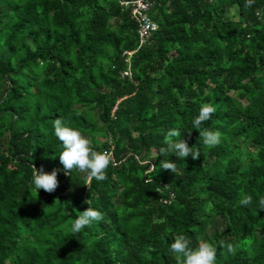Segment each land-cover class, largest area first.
I'll return each instance as SVG.
<instances>
[{"label":"trees","instance_id":"16d2710c","mask_svg":"<svg viewBox=\"0 0 264 264\" xmlns=\"http://www.w3.org/2000/svg\"><path fill=\"white\" fill-rule=\"evenodd\" d=\"M121 1L0 0V264H177L175 234L264 264V0H156L141 46ZM205 103L212 148L192 127ZM57 118L111 152L104 181L64 174ZM173 128L199 159L161 155ZM33 165L58 171L53 193ZM90 199L104 219L73 236Z\"/></svg>","mask_w":264,"mask_h":264},{"label":"clouds","instance_id":"9594fccd","mask_svg":"<svg viewBox=\"0 0 264 264\" xmlns=\"http://www.w3.org/2000/svg\"><path fill=\"white\" fill-rule=\"evenodd\" d=\"M255 0H246L245 7H251ZM258 18L264 19L261 11H256ZM215 108L211 104H202L199 113L192 121V127L199 131V138H202L203 144L206 147L212 148L217 146L221 141V133L207 128L202 129V124L211 119ZM54 134L62 144V151L59 154V161L63 165L64 174L72 175L73 170L86 174L85 184L91 187L93 179L96 181H104L106 169L112 163V154L110 151L98 152L90 147L89 140L77 129L71 127L63 118H57L53 122ZM191 133V131H188ZM181 135L178 129H171L165 137L166 147L160 149L162 156L168 152H172L181 160L192 156L193 159H199L201 153L193 147H190L185 139H174ZM143 163V161H140ZM153 168L155 165L152 166ZM160 168L171 170L177 175L176 164L172 160L163 159L160 163ZM32 183L39 191L43 189L48 193H53L59 186L58 171L53 170L51 173L45 172L43 168L37 170L32 166ZM39 194V192H38ZM250 195L241 193L240 205L247 206L251 203ZM89 207L80 211L74 222L71 225L73 236L78 234L81 229L91 226L93 222H101L103 214L91 207V199L85 201ZM259 205L264 209V199H260ZM170 250L174 255L177 264H215L217 250L216 247L203 239L198 241L196 247L191 246V241L183 234H175L174 242L170 245ZM227 251L234 253L232 244L227 245Z\"/></svg>","mask_w":264,"mask_h":264},{"label":"built area","instance_id":"2783aa9c","mask_svg":"<svg viewBox=\"0 0 264 264\" xmlns=\"http://www.w3.org/2000/svg\"><path fill=\"white\" fill-rule=\"evenodd\" d=\"M121 4L129 8L131 16L138 23L139 46L145 44L158 29V23L150 16L156 0H122ZM132 53V52H130Z\"/></svg>","mask_w":264,"mask_h":264}]
</instances>
